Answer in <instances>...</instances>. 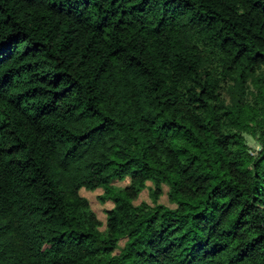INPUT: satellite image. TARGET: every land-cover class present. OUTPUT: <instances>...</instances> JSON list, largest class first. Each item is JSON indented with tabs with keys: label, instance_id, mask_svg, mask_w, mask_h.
Returning a JSON list of instances; mask_svg holds the SVG:
<instances>
[{
	"label": "trees",
	"instance_id": "16d2710c",
	"mask_svg": "<svg viewBox=\"0 0 264 264\" xmlns=\"http://www.w3.org/2000/svg\"><path fill=\"white\" fill-rule=\"evenodd\" d=\"M0 264H264V0H0Z\"/></svg>",
	"mask_w": 264,
	"mask_h": 264
},
{
	"label": "rangeland",
	"instance_id": "374dc122",
	"mask_svg": "<svg viewBox=\"0 0 264 264\" xmlns=\"http://www.w3.org/2000/svg\"><path fill=\"white\" fill-rule=\"evenodd\" d=\"M245 138H246V143L248 145V149L250 152H253L254 149L257 147L256 146V142L255 140L248 134H245ZM127 179L121 180V181H115L116 184H123L126 182ZM147 184L149 182H146ZM165 186H163V192L159 195L158 197V201L165 203V204H169V202L166 199L165 193ZM101 189L100 188H95L93 190H85V189H80L79 192L86 196L88 199V202L90 204V207L95 211L97 217L103 221L104 220V209L109 207L111 205L109 200H105V201H99L97 199V194L100 193ZM140 200H145V201H149V197L147 194V190L146 188H143L139 193L138 196L136 197V199L134 200V202H138ZM102 227V226H101Z\"/></svg>",
	"mask_w": 264,
	"mask_h": 264
}]
</instances>
